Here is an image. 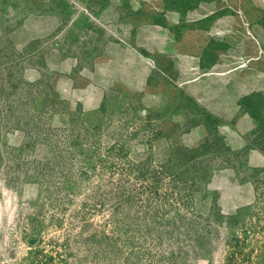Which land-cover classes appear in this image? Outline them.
<instances>
[{
    "label": "rangeland",
    "instance_id": "1",
    "mask_svg": "<svg viewBox=\"0 0 264 264\" xmlns=\"http://www.w3.org/2000/svg\"><path fill=\"white\" fill-rule=\"evenodd\" d=\"M0 264H264V0H0Z\"/></svg>",
    "mask_w": 264,
    "mask_h": 264
},
{
    "label": "crops",
    "instance_id": "2",
    "mask_svg": "<svg viewBox=\"0 0 264 264\" xmlns=\"http://www.w3.org/2000/svg\"><path fill=\"white\" fill-rule=\"evenodd\" d=\"M210 2V1H209ZM201 5V1H197V3H195V10H199L200 11V6ZM201 17V15L199 14V16L198 17H195L194 19L192 18V19H190V21H188V19H186V17H182V21H184V22H186V23H189V22H192V21H196L197 19L199 20V18ZM193 35V34H192ZM187 36H189V35H187ZM183 41H185V39H182L181 40V42H180V44L183 42ZM251 91H253V88L251 89H249L247 92H245V93H243L242 95H245V94H248V93H250Z\"/></svg>",
    "mask_w": 264,
    "mask_h": 264
}]
</instances>
